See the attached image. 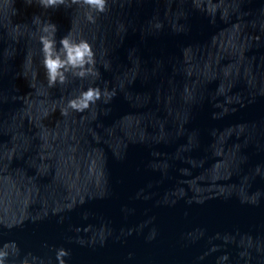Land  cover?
Returning a JSON list of instances; mask_svg holds the SVG:
<instances>
[{"label":"water","instance_id":"1","mask_svg":"<svg viewBox=\"0 0 264 264\" xmlns=\"http://www.w3.org/2000/svg\"><path fill=\"white\" fill-rule=\"evenodd\" d=\"M48 21L57 40L71 28L90 43L98 76L48 86ZM88 86L101 99L63 114ZM257 163L264 0H107L104 12L0 0V247L17 245L6 264H58L60 248L65 264H264Z\"/></svg>","mask_w":264,"mask_h":264},{"label":"clouds","instance_id":"2","mask_svg":"<svg viewBox=\"0 0 264 264\" xmlns=\"http://www.w3.org/2000/svg\"><path fill=\"white\" fill-rule=\"evenodd\" d=\"M28 4H31L33 0H26ZM74 4H82L88 6L89 9L96 12H104L107 0H70ZM38 3L44 7H58L62 4H68L69 0H38ZM89 21H94V16L91 12L87 14ZM34 23H39V17H33ZM41 35L39 41L41 44L42 53V66L45 69L47 84L52 87L56 84H64L67 80V73L71 72L74 76L84 78L87 75L98 76L99 71L95 68L96 60L95 53L90 43L85 39L76 40L72 38L71 28L67 34L61 36L59 40L56 38L57 25L54 22L48 21L40 25ZM30 62V58H29ZM104 67L107 68L108 64L105 62ZM115 92L109 93L103 92L104 103L110 102ZM102 97V91L99 87L88 86L82 89L78 95L69 98L66 102V106L62 109L63 114H67L69 109L83 112L91 105H94ZM243 159H246L243 158ZM253 175H259L264 179V164L257 163L253 168ZM248 176L245 175L244 180H247ZM261 190L252 193L253 198L249 199L245 197V200L249 203H259V196ZM12 227V224L7 225ZM154 235V233H153ZM81 244L84 241H80ZM17 251V245L15 241L5 242L0 247V264H6L7 258ZM69 255V251L64 248H60L56 252V258L58 264H65L64 257ZM35 259V258H33Z\"/></svg>","mask_w":264,"mask_h":264}]
</instances>
